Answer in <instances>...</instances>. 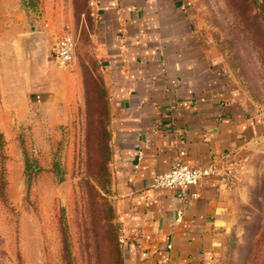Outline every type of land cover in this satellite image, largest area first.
<instances>
[{"label":"rangeland","instance_id":"obj_1","mask_svg":"<svg viewBox=\"0 0 264 264\" xmlns=\"http://www.w3.org/2000/svg\"><path fill=\"white\" fill-rule=\"evenodd\" d=\"M188 2L225 77L264 116V0ZM93 11L91 0H0V264H125ZM69 32L66 67L53 49ZM32 33L44 61L22 49ZM243 157L220 264H264V143Z\"/></svg>","mask_w":264,"mask_h":264},{"label":"crops","instance_id":"obj_2","mask_svg":"<svg viewBox=\"0 0 264 264\" xmlns=\"http://www.w3.org/2000/svg\"><path fill=\"white\" fill-rule=\"evenodd\" d=\"M187 1L91 0L113 110L110 165L125 264H220L235 189L213 179L181 200L175 189H153V178L181 151L190 166L206 167L264 143V116L225 77Z\"/></svg>","mask_w":264,"mask_h":264},{"label":"built area","instance_id":"obj_3","mask_svg":"<svg viewBox=\"0 0 264 264\" xmlns=\"http://www.w3.org/2000/svg\"><path fill=\"white\" fill-rule=\"evenodd\" d=\"M187 5H190L188 1ZM75 48L74 35L66 33L53 49L55 59L63 66H70L74 61ZM184 156L185 151H181L171 169L153 178V189H175L179 199L185 200L191 188L199 187L209 180L217 179L231 185L244 164V157L238 152L219 155L206 167L190 166L184 161Z\"/></svg>","mask_w":264,"mask_h":264},{"label":"water","instance_id":"obj_4","mask_svg":"<svg viewBox=\"0 0 264 264\" xmlns=\"http://www.w3.org/2000/svg\"><path fill=\"white\" fill-rule=\"evenodd\" d=\"M45 44L46 41L42 33H32L23 37L21 40L22 49L27 57L32 56L34 52L40 51L41 59H43V61L45 58V53H43V47Z\"/></svg>","mask_w":264,"mask_h":264},{"label":"trees","instance_id":"obj_5","mask_svg":"<svg viewBox=\"0 0 264 264\" xmlns=\"http://www.w3.org/2000/svg\"><path fill=\"white\" fill-rule=\"evenodd\" d=\"M27 168L29 169L30 165H28ZM56 169H58L57 165H56ZM63 241H64V251L66 253H68L69 252V242H68L67 232L65 229L63 230ZM118 245H119V247H117V250L119 249L118 253H120L121 252L120 244H118ZM120 255H121V253H120ZM120 264H124V261L122 258L120 259Z\"/></svg>","mask_w":264,"mask_h":264}]
</instances>
